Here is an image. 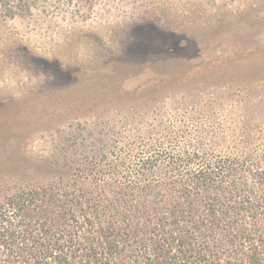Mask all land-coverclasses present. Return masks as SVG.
<instances>
[{"label": "rangeland", "instance_id": "rangeland-1", "mask_svg": "<svg viewBox=\"0 0 264 264\" xmlns=\"http://www.w3.org/2000/svg\"><path fill=\"white\" fill-rule=\"evenodd\" d=\"M84 9L0 23V183L67 177L127 129H264V0ZM183 34L188 57H168ZM223 50L244 59L212 64Z\"/></svg>", "mask_w": 264, "mask_h": 264}, {"label": "trees", "instance_id": "trees-1", "mask_svg": "<svg viewBox=\"0 0 264 264\" xmlns=\"http://www.w3.org/2000/svg\"><path fill=\"white\" fill-rule=\"evenodd\" d=\"M92 2L0 0V23L91 17ZM192 44L172 37L166 55ZM225 52L212 64L242 58ZM119 133L67 177L0 183V264H264V129Z\"/></svg>", "mask_w": 264, "mask_h": 264}]
</instances>
